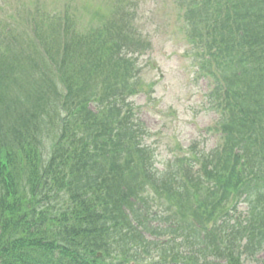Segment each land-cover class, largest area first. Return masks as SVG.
I'll return each instance as SVG.
<instances>
[{"label":"trees","instance_id":"trees-1","mask_svg":"<svg viewBox=\"0 0 264 264\" xmlns=\"http://www.w3.org/2000/svg\"><path fill=\"white\" fill-rule=\"evenodd\" d=\"M59 2L0 27V264H132L165 243L147 238L161 221L197 247L186 264H244L264 242V0H184L225 134L199 170L161 167L148 143L132 97L150 42L125 0L86 22ZM242 201L250 223L217 228Z\"/></svg>","mask_w":264,"mask_h":264},{"label":"rangeland","instance_id":"rangeland-1","mask_svg":"<svg viewBox=\"0 0 264 264\" xmlns=\"http://www.w3.org/2000/svg\"><path fill=\"white\" fill-rule=\"evenodd\" d=\"M51 1L55 3V0ZM114 1L75 0L74 10L76 13L84 11L91 17L94 12H88L84 6L93 8L99 5L101 11L106 13L110 12ZM129 2L125 0L124 3L127 5ZM132 2V8L129 9L137 17V28L152 42V47L140 55L141 61L151 59V64H140L143 89L132 97L137 117L151 128L149 142L159 164L165 165L183 155H203L216 142L215 132L209 128L216 125L220 116L207 103L204 94L207 87L198 76L196 64L184 55L187 46L183 30L175 21L177 0ZM39 3H45V0H0L4 8L10 4L17 6V11L23 7H29L31 11ZM246 210V203H242L238 214L243 217ZM263 257L264 249L257 255V259L248 262L258 264V258Z\"/></svg>","mask_w":264,"mask_h":264}]
</instances>
